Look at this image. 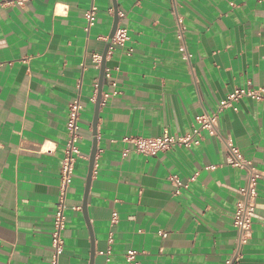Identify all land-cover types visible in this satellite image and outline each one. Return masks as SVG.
I'll list each match as a JSON object with an SVG mask.
<instances>
[{
  "label": "crops",
  "instance_id": "0c3cea01",
  "mask_svg": "<svg viewBox=\"0 0 264 264\" xmlns=\"http://www.w3.org/2000/svg\"><path fill=\"white\" fill-rule=\"evenodd\" d=\"M115 8L130 39L107 54L112 78H104L94 129ZM236 88L264 89V0H0V264H51L68 108L78 99L82 157L67 191L59 264H91L93 252L94 264H126L130 250L139 264H224L247 184L246 171L227 164L225 141L264 173V102L244 98L238 112L223 111L220 136L190 149L148 158L125 139L188 134ZM172 176L188 185L180 195ZM240 264H264V178Z\"/></svg>",
  "mask_w": 264,
  "mask_h": 264
},
{
  "label": "built area",
  "instance_id": "2783aa9c",
  "mask_svg": "<svg viewBox=\"0 0 264 264\" xmlns=\"http://www.w3.org/2000/svg\"><path fill=\"white\" fill-rule=\"evenodd\" d=\"M171 4L175 6L176 0H168ZM22 3V2H21ZM96 12L97 9L93 6L85 15V19L88 23V29L93 27L96 22ZM113 13V11H111ZM119 18H124L123 13H118ZM186 32V27L181 19H178V38L181 41L180 53L184 59L189 60L190 54L188 53L187 47L184 41V34ZM129 35L127 29L118 27L116 34L112 40L111 47L108 54L112 53L117 47H124L129 41ZM102 58L97 56L95 61L97 64H101ZM104 78L111 79L112 73L110 69L105 70ZM115 87L116 83H112ZM109 96H106L108 98ZM249 98L257 102H264V89L254 90L251 88H236L232 93H230L227 98L221 103L218 110L212 114H204L196 119V124L190 133L185 135H176L165 130L163 134L159 137L145 138H126L125 141L133 146V151L137 154L143 155L148 158L157 157L160 153L170 151L174 148L180 149H190L193 147L200 146L205 136L219 137L218 130V119L219 115L227 110L232 109L238 112L239 102L244 99ZM83 110L82 103L80 100H74L69 104L68 108V120H67V133L68 142L64 151V157L61 167V185H60V197L55 204V214H54V226L53 233L51 236L52 245V260L51 264H59L60 257L64 252L65 240L64 231L66 229L67 217H66V197L69 185L72 180V175L74 173V166L78 158H81V152L78 147V142L80 140V119L81 112ZM227 148V164L232 168H238L246 171L247 174V184L245 187L241 188L238 192L241 196L237 203L236 211L234 214L233 224L237 231L236 246L230 255V257L225 261L224 264H240L243 259V249L247 246L248 242L252 237L253 232V218L256 212V204L258 198V185L260 180L264 178V173L255 167L252 160L245 157L242 151L233 143L231 138H227L225 141ZM129 151L124 152V156L128 155ZM215 166L206 167V171H214ZM198 174L191 178V181L196 179ZM170 181L174 186V195H180L183 189L188 187L187 184L183 183L177 176L170 177ZM116 217H114V222H116ZM162 237H166V234H161ZM113 240H110L112 244ZM112 254V249L109 248L107 255V261H109ZM138 253L136 251L130 250L127 252L126 264H139L137 261Z\"/></svg>",
  "mask_w": 264,
  "mask_h": 264
},
{
  "label": "water",
  "instance_id": "95a60500",
  "mask_svg": "<svg viewBox=\"0 0 264 264\" xmlns=\"http://www.w3.org/2000/svg\"><path fill=\"white\" fill-rule=\"evenodd\" d=\"M114 18H115V21H114L113 30L111 32L109 39H108V44H107L105 53L103 55V61H102V65H101L100 79H99V84H98L97 103H96V108H95L94 129H96V126H97L98 115H99V110H100V105H101L102 87H103V82H104V74H105V70H106V58H107V54L109 52V49L111 47L112 40H113V38L116 34V31L118 29L119 17H118V10L116 8H115V17ZM96 154H97V144L95 141L94 147L92 150V154H91V158H90V171H89V176H88L87 186H86V199L84 201V207H83L86 215H87V212H86L87 194H88V191L90 188V183L92 180ZM91 264H94V252L92 253Z\"/></svg>",
  "mask_w": 264,
  "mask_h": 264
}]
</instances>
